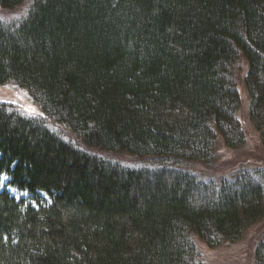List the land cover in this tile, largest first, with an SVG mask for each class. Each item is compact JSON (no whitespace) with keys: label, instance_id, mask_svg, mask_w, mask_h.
Instances as JSON below:
<instances>
[{"label":"trees","instance_id":"1","mask_svg":"<svg viewBox=\"0 0 264 264\" xmlns=\"http://www.w3.org/2000/svg\"><path fill=\"white\" fill-rule=\"evenodd\" d=\"M5 84L40 112L0 100V264H203L263 221L264 165L204 171L242 90L264 144V0H0Z\"/></svg>","mask_w":264,"mask_h":264},{"label":"rangeland","instance_id":"2","mask_svg":"<svg viewBox=\"0 0 264 264\" xmlns=\"http://www.w3.org/2000/svg\"><path fill=\"white\" fill-rule=\"evenodd\" d=\"M246 96L245 91L242 90L239 118L246 134V143L236 148H230L219 140L216 151L218 158L215 165L204 172H225L240 165H264V144L247 118ZM0 100L12 102L28 113L40 112V108L28 97L26 91L12 84L0 85ZM194 168L200 169V166H194ZM263 223L264 219L262 222L250 226L241 240L232 243L211 247L197 239L203 264H254L253 247Z\"/></svg>","mask_w":264,"mask_h":264}]
</instances>
